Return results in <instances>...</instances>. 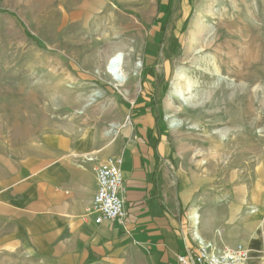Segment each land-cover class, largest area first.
Instances as JSON below:
<instances>
[{"label": "rangeland", "instance_id": "rangeland-1", "mask_svg": "<svg viewBox=\"0 0 264 264\" xmlns=\"http://www.w3.org/2000/svg\"><path fill=\"white\" fill-rule=\"evenodd\" d=\"M97 1L0 0V170L32 164L35 146L61 133L79 139L96 134L107 151L125 148L135 142L133 117L145 113L172 148L174 177L188 198L192 245L222 251L241 244L264 254V210L252 213L259 204L251 193L264 166V0ZM198 31L201 41L191 44ZM206 40L213 43L206 46ZM116 50L127 73L121 86L105 70ZM180 71L194 81L191 90L173 87ZM247 100L250 119L243 124H218L212 117L239 115ZM214 134L232 137L227 148L235 139L256 142L231 165L239 183L225 192L248 197L246 209L235 205L231 221L229 196L211 195L223 188V171L205 186L200 182L213 171L208 154L215 142L208 136ZM194 209L203 242L193 234L188 211ZM252 240L260 242L258 249Z\"/></svg>", "mask_w": 264, "mask_h": 264}, {"label": "crops", "instance_id": "crops-1", "mask_svg": "<svg viewBox=\"0 0 264 264\" xmlns=\"http://www.w3.org/2000/svg\"><path fill=\"white\" fill-rule=\"evenodd\" d=\"M143 114L133 117L135 142L125 148L107 151L96 134L61 133L35 146L32 164L0 170L1 264H179L176 255L191 242L188 198L171 146ZM108 155L122 159V224L96 223L90 209L95 167Z\"/></svg>", "mask_w": 264, "mask_h": 264}, {"label": "bare ground", "instance_id": "bare-ground-1", "mask_svg": "<svg viewBox=\"0 0 264 264\" xmlns=\"http://www.w3.org/2000/svg\"><path fill=\"white\" fill-rule=\"evenodd\" d=\"M85 1H88V0H85ZM97 5L99 4V2L97 0H93ZM102 1V0H100ZM90 2V0H89ZM85 5V4H84ZM198 24V23H197ZM198 26V25H197ZM198 28V27H197ZM204 29V28H203ZM202 31V30H201ZM201 31H198V33H193L192 35V40H191V44L192 43H196V42H200L201 41ZM132 35V34H131ZM219 36V35H218ZM214 37V36H213ZM217 38V37H216ZM254 42V41H253ZM211 43H213V40H206V43L205 45L208 46L210 45ZM258 43V41H257ZM258 48V47H257ZM260 48V47H259ZM134 51V50H133ZM214 51V50H213ZM259 55V54H258ZM263 59V58H262ZM190 60V59H189ZM248 64V63H247ZM138 65V64H137ZM135 66V65H134ZM244 66V64L242 65ZM208 67V66H207ZM105 70L107 71V73L111 76V78L118 82V86H121L123 85L124 81L126 80V71H125V60H124V57H123V53L120 51V50H116L114 51L108 58H107V61H106V64H105ZM243 70V69H242ZM130 71V70H129ZM219 71V70H217ZM176 81L173 82V87H180L181 89H192V87H194L192 84L194 81H192L190 79V77L186 76L185 72H177L176 73ZM179 74V75H178ZM241 74V73H240ZM208 86H211V85H208ZM207 86V87H208ZM212 88V87H211ZM174 89V88H173ZM180 90V89H179ZM182 92V91H181ZM180 92V93H181ZM190 92V91H189ZM192 96V95H191ZM186 97V96H185ZM245 102V101H244ZM228 103V102H227ZM232 103V102H231ZM168 106H171V102H168L167 103ZM244 104V103H243ZM234 105V104H233ZM255 105V104H254ZM242 106V105H241ZM251 102L249 100H247L245 102V106H243V111L239 114V115H235L233 111V113L231 112H227L226 116H225V119L226 120H222V119H219L218 117L212 115L213 118L215 119H218V124H223V123H226L230 126H233V124H235V122L237 123H241L243 124L244 122H246L247 120L250 119V112H251ZM171 108V107H170ZM242 108V107H241ZM231 108H229L230 110ZM258 119V118H257ZM251 122H253V120H251ZM224 125V124H223ZM251 125V124H250ZM242 127V126H241ZM254 128V127H253ZM237 129V128H236ZM251 129V128H250ZM242 130V129H241ZM253 130V129H252ZM238 132V131H237ZM234 133V131H233ZM232 133V134H233ZM242 133V131H241ZM245 132H243L244 134ZM220 134V132H219ZM229 134V133H228ZM239 134V133H238ZM242 134H240L239 136H241ZM246 136H247V133H246ZM219 137V138H218ZM262 137V136H261ZM209 139H212L215 144H214V147H215V151L214 152H210L208 154V156H210L209 158L211 159V163H213V171H209L211 173V176L210 174L208 175L207 177V182H205V177L204 176H201L202 179L200 180V182L202 181L204 185V183H208L209 180H210V177L212 178V174L215 176L213 177L215 180L216 179V176H218V173L217 172H221L223 171L221 174L224 175V178H220V182H223V188L220 189V191H214L211 193V195H215L216 197L217 196H221V197H226V194L229 196V199L228 201L226 202V206H225V211L227 213V217L230 216V221L231 219L233 218V216H235V213H236V210H238L235 205L238 204V205H241V206H244L245 209L246 207L248 206L247 204V200H248V197H245V196H239V197H234L233 194H231L230 192H225V188H230V189H233L235 190L234 186L237 185L238 180H234V176L236 175L235 171H233L231 165L233 166V163H236L238 161V158L243 156L244 154H246V152L251 149V146L254 147L256 144L253 143V142H249V140H245L247 139V137L245 139H243L242 141H236L237 139H235L234 142H236L235 146H231L229 148L228 145L230 146V144L233 142L232 140V137L231 139H227V140H222V136L221 135H217V134H214V135H210L208 136ZM234 138H237V137H234ZM249 139V138H248ZM260 139V138H259ZM252 140V139H251ZM261 141V140H260ZM211 143V141H210ZM205 145V144H204ZM232 148H236L235 150H231ZM213 150V149H211ZM232 151H236V153L232 152ZM232 154L234 157V159L232 158ZM226 155L225 157L226 158H229L230 159L227 161H224L223 160V156ZM260 157V155L258 156ZM263 162V161H262ZM203 163V161H202ZM204 164V163H203ZM243 164V162H242ZM226 165V167H225ZM235 166V165H234ZM237 166V165H236ZM240 166V165H239ZM253 166V165H251ZM250 167V166H249ZM225 171V172H224ZM243 172V170H241ZM247 172V171H246ZM202 174V173H201ZM204 174V173H203ZM246 174V173H245ZM244 174V175H245ZM252 174V173H251ZM255 174V173H254ZM240 175V174H239ZM197 176V175H196ZM239 177V176H238ZM212 178V179H213ZM257 180H256V184H255V187L257 186V189L256 190H253L251 193H253L252 195V198H254V200H256L258 202V206H255L256 208H254V210H252V213L255 214V212H257L258 210H264V206H263V198H264V166L262 167H259L257 170H256V177H255ZM197 179V178H196ZM237 179V178H236ZM240 179V178H239ZM247 179V178H246ZM254 179V178H253ZM250 180V179H248ZM198 182V181H197ZM212 183V182H211ZM210 183V184H211ZM262 184H263V188H262ZM205 186V185H204ZM204 188V187H203ZM209 188V187H208ZM242 188V187H241ZM203 191V190H202ZM219 195H216L218 194ZM250 196V195H249ZM211 198V197H210ZM251 200V198H250ZM238 202V203H235ZM250 203L253 204L252 201H250ZM250 208V207H249ZM253 208V207H252ZM244 209V210H245ZM249 210V209H248ZM190 212L189 214V218L192 220V224L191 226H194V230H193V234H194V237L199 240L200 242H203V239L201 237V235L199 234V229L197 231V226L199 224V213L194 209V210H191V211H188ZM251 213V212H250ZM219 215V214H218ZM222 215V214H220ZM213 216V215H212ZM223 217V216H222ZM216 219V218H215ZM210 221V220H209ZM217 224V221H214L210 223L209 228L212 227L213 225H216ZM258 226V225H257ZM208 228V227H207ZM233 232V231H232ZM205 233V232H204ZM231 233V232H230ZM232 234V233H231ZM230 236V234H229ZM235 236V235H234ZM204 245V244H203Z\"/></svg>", "mask_w": 264, "mask_h": 264}, {"label": "built area", "instance_id": "built-area-1", "mask_svg": "<svg viewBox=\"0 0 264 264\" xmlns=\"http://www.w3.org/2000/svg\"><path fill=\"white\" fill-rule=\"evenodd\" d=\"M120 156H107L95 167L97 189L93 196L91 211L95 214V222L103 220L123 223L124 185ZM259 250L237 244L232 249L211 250L207 245L196 243L186 246L183 253L176 255L179 264H264V254Z\"/></svg>", "mask_w": 264, "mask_h": 264}, {"label": "trees", "instance_id": "trees-1", "mask_svg": "<svg viewBox=\"0 0 264 264\" xmlns=\"http://www.w3.org/2000/svg\"><path fill=\"white\" fill-rule=\"evenodd\" d=\"M148 104H149V105L152 104V103L150 102V100L147 101V102H144L143 106H139L138 108H144V107H146V105H148ZM250 245H251L252 248L258 249V248L260 247V242H259L258 240H252Z\"/></svg>", "mask_w": 264, "mask_h": 264}]
</instances>
